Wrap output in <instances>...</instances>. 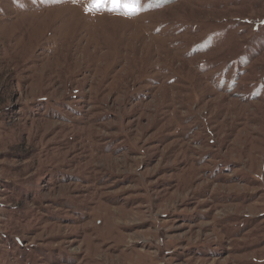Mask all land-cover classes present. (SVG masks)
Listing matches in <instances>:
<instances>
[{
  "label": "rangeland",
  "instance_id": "obj_1",
  "mask_svg": "<svg viewBox=\"0 0 264 264\" xmlns=\"http://www.w3.org/2000/svg\"><path fill=\"white\" fill-rule=\"evenodd\" d=\"M91 4L0 0V264H264V0Z\"/></svg>",
  "mask_w": 264,
  "mask_h": 264
},
{
  "label": "snow or ice",
  "instance_id": "obj_2",
  "mask_svg": "<svg viewBox=\"0 0 264 264\" xmlns=\"http://www.w3.org/2000/svg\"><path fill=\"white\" fill-rule=\"evenodd\" d=\"M101 3H102V0H92L91 7L88 10L91 11L92 7H96V8L100 7ZM137 3H138V0H137Z\"/></svg>",
  "mask_w": 264,
  "mask_h": 264
},
{
  "label": "trees",
  "instance_id": "obj_3",
  "mask_svg": "<svg viewBox=\"0 0 264 264\" xmlns=\"http://www.w3.org/2000/svg\"><path fill=\"white\" fill-rule=\"evenodd\" d=\"M259 24H260V23L252 24V26H253V30H254V31H257V29H258V27H259Z\"/></svg>",
  "mask_w": 264,
  "mask_h": 264
}]
</instances>
